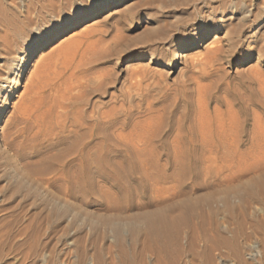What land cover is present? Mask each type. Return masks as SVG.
Listing matches in <instances>:
<instances>
[{
	"label": "rangeland",
	"instance_id": "obj_1",
	"mask_svg": "<svg viewBox=\"0 0 264 264\" xmlns=\"http://www.w3.org/2000/svg\"><path fill=\"white\" fill-rule=\"evenodd\" d=\"M105 1L0 0V264H264V0L93 15ZM78 41L87 113L121 115L88 182L69 177L80 161L62 130L40 131L54 112L24 116L49 59Z\"/></svg>",
	"mask_w": 264,
	"mask_h": 264
},
{
	"label": "bare ground",
	"instance_id": "obj_2",
	"mask_svg": "<svg viewBox=\"0 0 264 264\" xmlns=\"http://www.w3.org/2000/svg\"><path fill=\"white\" fill-rule=\"evenodd\" d=\"M117 3V0H107L103 4L97 3L93 5L95 7L93 15H95L99 9L100 11L105 10L116 6ZM96 10L98 11L96 12ZM89 15L88 6H83L76 10L73 15L62 17L58 23L50 25L46 31L42 34H38L40 42L37 40V43L31 45L30 49L33 50L37 45L41 46L46 44L69 27H75L77 23ZM94 33L97 35V31ZM92 36L93 34L87 33L84 37L90 39ZM85 42L86 41H78L77 43L73 42L74 45H67L65 47L66 49L57 54L63 57L62 62L56 58L57 55H54L53 60H51V58L49 59V61H53V63L51 62L48 66L46 75L43 77V82L41 81V85L38 86L34 95L30 97L33 104L31 103L30 108L24 112V116L28 117H30L31 113L34 114L38 111L42 112L45 107L48 108V111H44V114L48 112L47 115H49L50 111L54 112L53 117H51L52 115L50 116L52 121L50 122L48 120L50 122L48 123L46 119V121L40 125V131L45 133L48 132L47 135H52L53 131L61 129L65 134L61 141L66 147V152L77 155L80 161L79 167L75 171L76 175L70 174L72 171L68 172V175H70L69 177H71V180L74 182L90 181L89 175L93 165L100 168L101 153L107 148L105 144L108 140L107 135L111 132L113 135L116 134L117 125L121 119V115L116 111L115 107H111V110L106 112L101 111L102 109L100 111H95L94 116H90L86 111L90 109V107L94 106L95 108L96 103L91 104L92 101L90 99L84 100L86 96L82 97L87 81L86 78H84V74L87 72L86 66L88 65H85V62H87L86 57L88 51L80 52V50ZM95 44L96 43L90 44L88 48L92 49ZM220 52L221 48L217 47L210 50L208 54L217 56ZM47 95H49L50 101H52L50 105L45 104ZM76 107L77 109L72 119L70 118V114ZM66 122L70 123V127L72 128L71 131L66 128Z\"/></svg>",
	"mask_w": 264,
	"mask_h": 264
}]
</instances>
